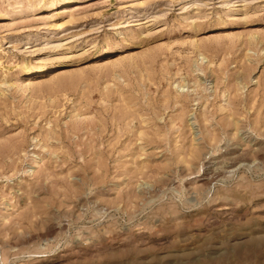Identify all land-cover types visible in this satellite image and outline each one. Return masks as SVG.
Returning <instances> with one entry per match:
<instances>
[{"label": "rangeland", "instance_id": "rangeland-1", "mask_svg": "<svg viewBox=\"0 0 264 264\" xmlns=\"http://www.w3.org/2000/svg\"><path fill=\"white\" fill-rule=\"evenodd\" d=\"M0 264H264V0H0Z\"/></svg>", "mask_w": 264, "mask_h": 264}, {"label": "bare ground", "instance_id": "bare-ground-1", "mask_svg": "<svg viewBox=\"0 0 264 264\" xmlns=\"http://www.w3.org/2000/svg\"><path fill=\"white\" fill-rule=\"evenodd\" d=\"M41 67H38L37 70L40 71Z\"/></svg>", "mask_w": 264, "mask_h": 264}]
</instances>
